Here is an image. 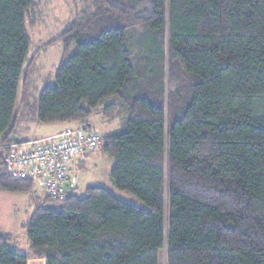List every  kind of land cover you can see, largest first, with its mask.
I'll list each match as a JSON object with an SVG mask.
<instances>
[{
  "label": "trees",
  "instance_id": "16d2710c",
  "mask_svg": "<svg viewBox=\"0 0 264 264\" xmlns=\"http://www.w3.org/2000/svg\"><path fill=\"white\" fill-rule=\"evenodd\" d=\"M85 3L30 52L36 0H0V191L31 195L37 183L12 178L4 163L9 145L48 137L22 138L18 122L88 130L100 114L118 123L98 132L99 151L113 161L109 179L141 206L99 185L83 197L76 187L63 201L40 189L26 223L31 256L45 264H264V0ZM57 42L53 84L29 116L36 61ZM10 241L0 233V264H27Z\"/></svg>",
  "mask_w": 264,
  "mask_h": 264
},
{
  "label": "rangeland",
  "instance_id": "374dc122",
  "mask_svg": "<svg viewBox=\"0 0 264 264\" xmlns=\"http://www.w3.org/2000/svg\"><path fill=\"white\" fill-rule=\"evenodd\" d=\"M36 24L28 27L27 33L30 39V52H38L40 46L56 35L64 27L65 23L76 16L80 8H87L85 0H36ZM87 5V6H86ZM82 8V9H83ZM62 46L57 42L45 50L40 51L36 61V68L26 91V102L29 105V116H33L38 103V93L44 85H52L56 69L61 59ZM24 83H22L23 86ZM22 98V99H21ZM23 103L22 89H19L17 105ZM17 109V111H18ZM19 113V111H18ZM20 114V113H19ZM91 129L99 132H110L118 128L117 121L103 123L100 114L91 118ZM67 125H36L31 121L18 122L16 131L20 137L26 139L44 138L62 131ZM113 161L99 151L90 153L86 158L85 167L74 173L77 176V195L84 196V191L91 185H100L108 189L116 197L124 202L141 206V203L131 194L118 190L109 179V171ZM33 192L21 194L18 192L0 191V233L9 234L11 241L9 248L19 255L27 257V264H45V258L32 257L30 244L26 236V223L33 213L38 200L42 195L38 183H35ZM160 264H164L163 258Z\"/></svg>",
  "mask_w": 264,
  "mask_h": 264
},
{
  "label": "built area",
  "instance_id": "2783aa9c",
  "mask_svg": "<svg viewBox=\"0 0 264 264\" xmlns=\"http://www.w3.org/2000/svg\"><path fill=\"white\" fill-rule=\"evenodd\" d=\"M100 146L98 132L65 128L45 138L43 143L29 141L9 145L4 163L12 178L34 180L50 199L63 201L78 182L75 174L66 177L67 173H72L73 161L77 169L84 167L87 156Z\"/></svg>",
  "mask_w": 264,
  "mask_h": 264
},
{
  "label": "crops",
  "instance_id": "0c3cea01",
  "mask_svg": "<svg viewBox=\"0 0 264 264\" xmlns=\"http://www.w3.org/2000/svg\"><path fill=\"white\" fill-rule=\"evenodd\" d=\"M56 125H62V124H56ZM63 125H67L68 127H66V128H70L72 125H68V124H63ZM49 126H52V125H49ZM84 127V126H83ZM85 128V127H84ZM84 131H86L87 133H92V132H94V131H96V132H99L98 130H96V129H88L87 130V128H85L84 129ZM91 131V132H90ZM60 132V131H59ZM58 133V132H57ZM99 133H101V132H99ZM56 134V133H55ZM50 136V135H49ZM97 151H99V150H97ZM99 153H101V151H99ZM101 154H103V153H101ZM104 155V154H103ZM106 156V155H105ZM76 162L75 161H73V163L71 164V170H72V173L71 174H69L70 175V177L72 176V174H74V173H76V172H79V171H81L84 167H81V168H78L77 169V167H76ZM78 186V184L76 185V187ZM91 186H93V185H91ZM100 186V185H99ZM103 187V186H102ZM40 189L42 190V188L40 187ZM76 193H77V190H76Z\"/></svg>",
  "mask_w": 264,
  "mask_h": 264
},
{
  "label": "bare ground",
  "instance_id": "6f19581e",
  "mask_svg": "<svg viewBox=\"0 0 264 264\" xmlns=\"http://www.w3.org/2000/svg\"><path fill=\"white\" fill-rule=\"evenodd\" d=\"M70 128H76V127H70ZM82 130L84 131V129H82ZM21 144H22V143H21ZM69 174H71V173H67V174H66V177H67V178H70V175H69ZM38 185H39V184H38ZM39 187H40V186H39Z\"/></svg>",
  "mask_w": 264,
  "mask_h": 264
},
{
  "label": "water",
  "instance_id": "95a60500",
  "mask_svg": "<svg viewBox=\"0 0 264 264\" xmlns=\"http://www.w3.org/2000/svg\"><path fill=\"white\" fill-rule=\"evenodd\" d=\"M82 129H85L84 127H82ZM18 138L17 137H13V140H17Z\"/></svg>",
  "mask_w": 264,
  "mask_h": 264
}]
</instances>
